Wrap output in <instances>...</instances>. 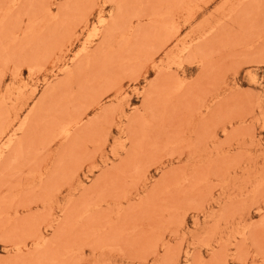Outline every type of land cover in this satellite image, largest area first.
Returning <instances> with one entry per match:
<instances>
[{
	"label": "rangeland",
	"instance_id": "1",
	"mask_svg": "<svg viewBox=\"0 0 264 264\" xmlns=\"http://www.w3.org/2000/svg\"><path fill=\"white\" fill-rule=\"evenodd\" d=\"M0 264H264V0H0Z\"/></svg>",
	"mask_w": 264,
	"mask_h": 264
}]
</instances>
